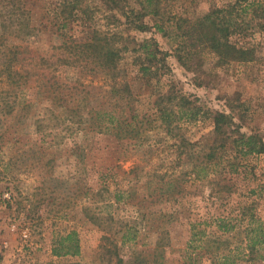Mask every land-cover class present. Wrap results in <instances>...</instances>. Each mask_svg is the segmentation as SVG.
Listing matches in <instances>:
<instances>
[{"label":"rangeland","instance_id":"obj_1","mask_svg":"<svg viewBox=\"0 0 264 264\" xmlns=\"http://www.w3.org/2000/svg\"><path fill=\"white\" fill-rule=\"evenodd\" d=\"M60 1L26 2L48 27L7 41L18 47L11 73L3 70L0 48V264H264V246L254 253L247 247L250 228L264 232V151L220 146L240 134L264 141V31L247 38L256 47L250 62H223L194 42L195 53L182 64L176 25L224 0H162L158 16L141 18L145 30L130 24L140 23L134 12L123 14L109 0H78L85 12L64 37L53 27ZM128 5L138 8L134 0ZM45 10L47 20L40 16ZM92 28L133 39L130 48L155 41L167 53L149 82L136 76L134 52L120 60L135 96L131 110L139 112L130 119L126 107L121 117L144 121L137 139L94 128L96 110H119L108 71L84 58L73 66L64 60L77 55L61 45L84 42ZM39 55L49 66L34 68ZM167 91L185 96L199 114L165 124L155 100ZM70 109L79 112L81 127ZM216 111L227 115L218 134ZM218 218L232 229L223 233ZM74 242L77 252H65Z\"/></svg>","mask_w":264,"mask_h":264},{"label":"trees","instance_id":"obj_2","mask_svg":"<svg viewBox=\"0 0 264 264\" xmlns=\"http://www.w3.org/2000/svg\"><path fill=\"white\" fill-rule=\"evenodd\" d=\"M109 1L113 5L112 7L123 11V14H126L125 10H129V13L134 12L140 23L135 22L136 19L135 21H129L130 24L133 23V28L136 30H145L147 25L141 21V18L149 14L158 16L162 0H134L138 5L135 10L134 8L129 9L128 0ZM0 2V48L2 53L7 56V59L3 62V70L6 73H11L12 63L16 61L15 56L18 54V47L14 44L8 45L7 41L13 37L25 41L32 36H38L47 30L48 24L34 18L31 9L25 7L28 0H0ZM57 7L60 9L54 11L56 20L53 27L58 36L64 37L67 31L74 28L72 23L77 20L80 12H85V9H78L80 8L78 0H63L59 2ZM48 14L49 11L45 10L40 16L47 20ZM182 22L186 24L183 26L182 23H176V29L181 39L177 44V55H175L182 64L190 60V56L195 53L193 51L195 43L198 45L204 44L203 47L215 52L223 62L230 60L250 62L255 59L256 47L249 43L247 38L254 33L264 31V0H224L222 6L196 17V20L188 22V20L183 19ZM155 27L162 30V27L157 24H155ZM89 33L90 35L84 42L77 43L70 40L73 44H67L65 41L60 48L66 49L70 54L77 55V59H71V61H68L70 57L64 58L67 64L73 66L75 61L84 58V60L107 70L113 78L110 93L115 96L117 102L115 106H118L119 110L114 107L112 110H96L97 122L94 128L99 133H111L118 139L125 137L137 139L141 134L140 125H143L144 121L137 119L134 122H129L126 118L127 114L126 117H121L122 114L124 115L126 107H129L127 109L129 113L135 110H131V103L135 96L131 92V85L123 78L124 74H122L119 65L120 60L127 51L134 52L132 65H137L136 76L138 75L137 77L149 82L151 78L157 75L158 70L164 67L165 64L162 62L167 53L160 51L158 47H153L156 45L155 41L150 42L144 39L138 43L134 42L130 48L128 44L134 40L123 37V35L95 28L90 29ZM188 39H192L193 42L188 43ZM186 44H189V47ZM61 52L64 53V51ZM158 53L162 54V57L157 59ZM45 64L49 66L47 59L39 55L34 68H44ZM56 84V88H60V83L56 82ZM37 93H39V90ZM178 97L167 91L158 95L155 100L156 111L159 112V116L165 124H168L170 119L183 117L192 119L199 114V108L188 106L190 103L185 96L179 95ZM70 114L68 117L78 122L81 127L82 120H80L79 112L70 109ZM78 116V119L74 118ZM138 116L139 112L133 111V113H130L129 118L134 119ZM226 117L227 115L222 112L216 111L214 113L212 116L214 134L222 133L221 130L226 124ZM229 142L235 152H239V154L264 151V141L255 135L225 136L224 141L220 142V146L224 147ZM209 155H212V153L207 156ZM217 220L223 233L232 229L233 225L226 218H218ZM250 232L251 237L247 241V247L249 253H254L258 247L264 246V232L261 225L250 228ZM72 234V232L68 233L66 238L70 239ZM199 240L201 241V239ZM68 247L69 249L65 252H77L76 242ZM54 251L55 254H58L57 249Z\"/></svg>","mask_w":264,"mask_h":264},{"label":"built area","instance_id":"obj_3","mask_svg":"<svg viewBox=\"0 0 264 264\" xmlns=\"http://www.w3.org/2000/svg\"><path fill=\"white\" fill-rule=\"evenodd\" d=\"M15 228H16V225L15 224H12L11 225V229L12 230H15ZM22 236L26 238L27 237V232L26 231H22Z\"/></svg>","mask_w":264,"mask_h":264}]
</instances>
